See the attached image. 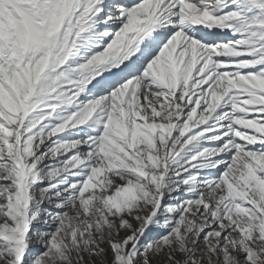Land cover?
<instances>
[{
    "label": "snow or ice",
    "instance_id": "1",
    "mask_svg": "<svg viewBox=\"0 0 264 264\" xmlns=\"http://www.w3.org/2000/svg\"><path fill=\"white\" fill-rule=\"evenodd\" d=\"M0 264H264V0H0Z\"/></svg>",
    "mask_w": 264,
    "mask_h": 264
}]
</instances>
